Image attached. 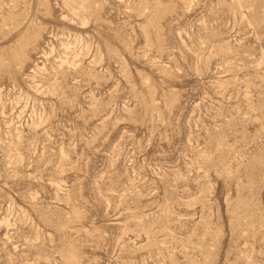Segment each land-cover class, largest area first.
Wrapping results in <instances>:
<instances>
[{
	"label": "rangeland",
	"instance_id": "rangeland-1",
	"mask_svg": "<svg viewBox=\"0 0 264 264\" xmlns=\"http://www.w3.org/2000/svg\"><path fill=\"white\" fill-rule=\"evenodd\" d=\"M0 264H264V0H0Z\"/></svg>",
	"mask_w": 264,
	"mask_h": 264
}]
</instances>
